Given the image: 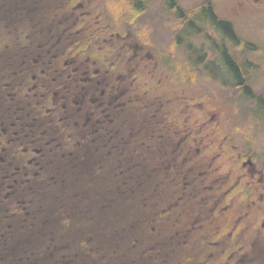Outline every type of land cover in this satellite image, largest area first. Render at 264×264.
<instances>
[{
    "label": "flooded vegetation",
    "instance_id": "1",
    "mask_svg": "<svg viewBox=\"0 0 264 264\" xmlns=\"http://www.w3.org/2000/svg\"><path fill=\"white\" fill-rule=\"evenodd\" d=\"M104 2L0 0V254L16 260L27 217L26 242L61 264H251L264 223L257 234L256 223L224 213L253 197L264 171L239 133L192 127L173 104L160 111L164 71L173 78L146 12L117 19ZM219 158L237 170L229 181ZM98 199L99 209L136 212V228L104 243L81 234Z\"/></svg>",
    "mask_w": 264,
    "mask_h": 264
},
{
    "label": "rangeland",
    "instance_id": "2",
    "mask_svg": "<svg viewBox=\"0 0 264 264\" xmlns=\"http://www.w3.org/2000/svg\"><path fill=\"white\" fill-rule=\"evenodd\" d=\"M119 1L120 0H105L104 2L105 8L111 11L117 19L123 17V14L119 13ZM200 1L202 0H179V3L183 8L192 7L193 11L195 10L194 6L200 4ZM211 1L213 2L214 9L218 16L229 21L236 34L239 37H242V40H240L239 44L236 46L237 49H239L237 51L250 54L252 60L259 62L262 72L255 73L253 77L254 79L251 80L250 84L254 92L264 95V0ZM126 5L124 8L125 10L128 9V6ZM167 6V3H163L162 9L156 7L151 10V18L154 15L153 21H150L147 18L141 20V22L145 23L144 25L146 27L154 28L153 37L157 41L159 48L162 46V50L166 49L165 52H162L160 49V52L162 53L161 58L157 55L142 54L144 55V58H140L141 63L152 66L155 63H159V58L162 62L165 60L173 78V81H171L168 77L169 72L164 71L167 75L166 77L168 78V81H166V78L161 80V89H165V93L161 95L160 111L163 112L169 110L173 104L177 111L183 113L189 112L191 114L192 127H222L225 128L226 131H231V128L238 125V129L241 127L244 128V132L246 133V137L249 138V141H252L258 136L262 146H264V110H260L259 112H249L248 107L241 103V100L239 102L240 104L238 103V110L239 113H244V115L237 117L235 114H231L232 112L228 105H224L220 102L217 103L213 100L208 102L201 101L200 98L198 99V97H196L198 95L197 90L194 89L195 86L201 90H206L209 87V89L212 88L214 91L221 93H228L229 91L227 90L228 85L223 82L224 77H222V75H224V70L214 69L213 67L222 66L221 59L216 58V53H218L217 45L221 43V41L225 42V40H227L226 44L230 47L231 42L229 39H225V36H223V33L221 34V31L212 26L209 19L210 17L208 16L210 10L204 11V13L207 14L206 16L209 17L207 18L203 16L204 21L200 19L197 20L199 14H194L195 19L198 21V28L195 32L200 35V38L192 41V47L194 49L199 48L201 51L200 55L205 54L203 62L199 63L201 62L199 61V64L197 65L198 67H196L195 63H197L196 60L198 57L195 56V51L189 47V43L186 41L191 27L189 23H187L184 30L173 31L170 29L165 24V19H170L172 17H170V14H161L160 12V10L166 11ZM125 10L124 12L126 13L127 11ZM148 23L153 24L150 26ZM175 47L178 49L174 50ZM171 54H173L174 57L171 56ZM198 68L201 69V71H198ZM189 83H191L194 88L191 87L189 90L185 91H180L181 89L179 88L178 90L168 88L170 85H173V87L184 86L185 84L191 86ZM194 83L196 84L194 85ZM225 103H227V101H225ZM182 126H185L184 123ZM240 140L243 141L241 138ZM202 143H206V139ZM219 161L222 172L221 177L224 182L229 181V178L236 176L237 170L233 169L232 162L229 160L222 161V158H219ZM106 187V183L97 182V192L105 191ZM208 192L211 193V191ZM214 194H218V192L214 191ZM97 198L100 197L98 196ZM233 200L234 198L232 201ZM100 202L101 200L98 199L97 209L91 218L90 216H87L82 218L80 223H78L81 234H94L98 242L104 243L105 241L107 242L109 238L113 241H118L120 236L117 235L116 230L120 229L121 226L129 225L128 230H134L136 228V225L138 224L136 212L123 215L120 211L115 212V210L99 209ZM234 203V207L229 206L228 209H225L224 217L227 212H234L235 215L241 217V222L247 225L256 223L258 226V234L261 223H264V179L260 182V185L252 198L242 195L239 199H235ZM222 205H224V202H222ZM246 214L249 216L244 217ZM109 228H112L113 230L111 235L108 231ZM16 230L15 233L18 239L16 250L19 255L24 256V250L26 251L27 249L26 237L24 236L26 233L18 228ZM248 239L251 241L253 240L252 238L246 237V240ZM258 240L261 239L258 238ZM255 256L256 259H254L251 264H264V251L258 250L255 253ZM118 258L119 257L113 255V261H116ZM244 261L247 262L248 257H246ZM57 263V260H50V264Z\"/></svg>",
    "mask_w": 264,
    "mask_h": 264
},
{
    "label": "trees",
    "instance_id": "3",
    "mask_svg": "<svg viewBox=\"0 0 264 264\" xmlns=\"http://www.w3.org/2000/svg\"><path fill=\"white\" fill-rule=\"evenodd\" d=\"M167 1V2H166ZM120 6H119V13L123 14L124 19H132L136 18L135 12L137 14L136 10H144L145 15L144 17H140V20L147 18L150 21H153V18H148V12L156 7H159L160 9L163 8V3H167L168 6L166 8V11L160 10L161 14H170V19H165V24L172 29L173 31H181L185 29V25L189 23L191 30L189 32L188 39L186 40L189 43V47L195 51V56H197V63H195V66L198 67L197 65L199 63L203 62V59L205 57L204 55H200V50L199 48L194 49L192 47V41L197 40V38H200L195 30L198 28L197 25V20H203L204 17H207L204 13L205 10H210L209 12V18L210 22L212 23V26L214 28H217V30L221 31V34L223 33V36H225V39H229L231 42V46L229 47L226 44V41L219 43L217 46L218 48V53H216V58L221 59L222 66H214V69H219V70H224V77L223 82L228 85V93L226 92H216L212 88L209 89V87L204 90V89H199L195 86V88L191 85L190 87H193L194 89L197 90V95L198 99L200 98L201 101H210L213 100L214 102L217 103H222L224 105H228L231 114H235L237 117H241L244 115V113H239L238 110V105L240 104L239 102L245 104L249 112H259L260 110H264V95L262 94H257L252 90L251 87V80L254 79V74L258 72H262L260 69L259 62L256 60H252V56L247 53H241L240 51H237V44H239V41L242 40V37H239L232 24L218 16L214 9L213 2L211 0H202L200 1V4L194 6L195 10L192 11V7L190 8H183L179 0H120ZM127 4V5H126ZM125 5L128 6V9L125 10ZM158 5V6H156ZM155 6V7H153ZM127 11L126 13L124 12ZM134 10V11H132ZM133 13V14H132ZM198 13L199 17L197 20L195 19L194 14ZM201 13V14H200ZM143 14V13H142ZM131 15V16H129ZM151 15V14H150ZM202 16V17H201ZM189 20V21H188ZM136 20L134 23L136 24ZM150 26L153 23H148ZM201 25V24H200ZM203 32V30H202ZM222 36V37H223ZM205 41V39H204ZM160 49L162 50L163 47L160 46ZM178 49L177 47L174 48V50ZM165 50H162V52H165ZM176 54V53H175ZM171 56L174 57L173 54ZM176 57V56H175ZM213 60V59H212ZM201 61V62H199ZM199 62V63H198ZM206 66V65H205ZM198 71H201V69L198 68ZM196 83H194L195 85ZM229 100V101H228ZM224 101V102H223ZM227 101V103H225ZM230 102V103H229ZM239 103V104H238ZM244 118V117H243ZM238 125L236 127L231 128V133H239L240 138L243 140H240L241 144V150L242 152H247L251 153L253 160L255 161L256 165L261 168L264 171V146H262V143L260 142V139L258 136H256L252 141H249V138L246 137V133L244 132V128L241 127L238 129ZM243 130V131H242ZM27 217L23 218L20 222L21 225L19 224L18 229L22 230L26 234L24 235L26 239H28V230L27 227H31V224L28 223L25 219ZM40 228V227H39ZM17 231V230H16ZM38 233V232H37ZM39 234V233H38ZM17 239V237H16ZM18 244V239L16 246ZM27 249L26 251L24 250V256H21L17 253V250L15 248L14 250V256L16 257V260L9 261L8 259H5L4 254L8 255V248L4 249L2 253L0 254V264H50V260H57V264H61L57 257L54 254V257H50L48 260H46L45 256L42 255L43 247L41 242H38L36 244L29 245L26 242ZM6 253H5V252ZM49 252H55V249L53 247L49 248ZM53 255V254H52ZM31 256V257H29Z\"/></svg>",
    "mask_w": 264,
    "mask_h": 264
}]
</instances>
